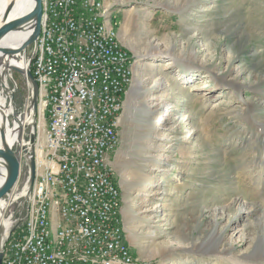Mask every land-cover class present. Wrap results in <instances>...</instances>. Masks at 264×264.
Instances as JSON below:
<instances>
[{"label":"rangeland","instance_id":"obj_1","mask_svg":"<svg viewBox=\"0 0 264 264\" xmlns=\"http://www.w3.org/2000/svg\"><path fill=\"white\" fill-rule=\"evenodd\" d=\"M105 2L135 61L113 163L136 263L264 264V0ZM156 47L173 58L152 53ZM32 53L33 46L28 59ZM12 76L19 91L7 78L0 97L7 109L13 101L22 121L32 120L22 134L26 146H14L25 157L21 192L30 164L24 148L35 133L40 151L47 115L41 95L34 114L24 75ZM165 105L176 115L155 131ZM9 119L13 128L12 113ZM16 226L12 240L25 234Z\"/></svg>","mask_w":264,"mask_h":264},{"label":"built area","instance_id":"obj_2","mask_svg":"<svg viewBox=\"0 0 264 264\" xmlns=\"http://www.w3.org/2000/svg\"><path fill=\"white\" fill-rule=\"evenodd\" d=\"M42 7L31 72L47 123L32 191L27 159L24 189L19 178L4 201L2 264H137L113 163L135 61L105 0H42ZM15 202L20 210L8 209ZM19 223L25 234L12 240Z\"/></svg>","mask_w":264,"mask_h":264},{"label":"water","instance_id":"obj_3","mask_svg":"<svg viewBox=\"0 0 264 264\" xmlns=\"http://www.w3.org/2000/svg\"><path fill=\"white\" fill-rule=\"evenodd\" d=\"M21 0H3L5 2V10L3 12L2 18L0 19V41L9 34H19L22 39V43L19 47L8 48L0 46V69L4 71L0 74V82L3 90L9 89L5 79L10 78L15 87L14 78L12 72L17 71L24 75L25 79L29 82L32 88V108L34 114L38 113V106L40 100V88L32 75L31 66L34 59V56L38 50V40L41 33L42 26V17H43V7L42 0H25L23 2H28L26 9H23L20 13H13L15 6L20 3ZM22 2V1H21ZM33 46V53L28 61H25V54L29 47ZM22 59L27 63L25 69L11 66L12 60L22 61ZM10 95L11 92L9 93ZM10 107L13 108L12 116L14 119V127L11 128V134L16 135L19 132L17 139L12 143L8 144L6 141L7 131L6 125L0 128V135L2 145L0 146V169H4L5 180L0 185V202L3 201V198L14 188L20 178L21 166H22V154L20 151H15L14 146L16 143H20L22 140L23 129L21 127H16L17 123L20 122L21 112L16 110L11 100ZM2 108V107H1ZM3 111L8 109L4 106ZM9 115H4V120L9 121L8 127L10 126ZM36 120V117H35ZM19 125V124H18ZM8 129V128H7ZM19 130V131H18ZM36 134H31L30 146L24 148V153L30 158V167H31V191L34 186L36 179V165H35V146H36ZM20 224L16 226L19 227ZM3 253L0 252V264H2Z\"/></svg>","mask_w":264,"mask_h":264},{"label":"bare ground","instance_id":"obj_4","mask_svg":"<svg viewBox=\"0 0 264 264\" xmlns=\"http://www.w3.org/2000/svg\"><path fill=\"white\" fill-rule=\"evenodd\" d=\"M22 1V2H21ZM20 1V3H18L16 6H15V8H14V11H13V13L15 14V13H17V12H21L23 9H26V6H28V2H26V4H25V2H23V1H25V0H21ZM31 1V0H30ZM4 10H5V2H3V0H0V19L2 18V15H3V12H4ZM129 26V25H128ZM124 30L125 31H127L128 30V28H127V25H125V27H124ZM18 36H20L19 34H9V35H7L5 38H3L1 41H0V46L1 47H8V48H16V47H19L20 45H21V43L23 42L22 41V39H21V37H18ZM152 53H157V55H159L160 53H163V54H165L166 55V57H169L170 59H172L173 57H171L172 55H171V53L170 52H164V51H162L159 47H156V48H154L153 49V51H152ZM144 57V56H143ZM0 59H1V55H0ZM169 61V60H168ZM167 61V65L168 66H170L171 64H172V62H168ZM158 64H153V67H156ZM11 66H13V67H18V68H22V69H25L26 68V66H27V63L22 59V61H18V60H12L11 61ZM4 71V69H0V74L2 73ZM180 73H182V71L180 70L179 71ZM184 73V72H183ZM191 82V81H190ZM136 84H137V82H135V85H134V87H133V89H132V91H131V93H130V98H132V96H133V94H134V92H135V90H136ZM32 89V88H31ZM40 95H41V92H40ZM159 104V103H158ZM152 105V104H151ZM5 106V101H4V99H2L1 97H0V128L1 127H4L5 125H6V131H7V138H6V141L8 142V144H10V145H12V143L17 139V137H18V134H19V132H17L16 133V135H12L11 134V127L9 126L8 127V124H9V121H7V119H6V122H5V120H4V115L6 116V115H8V114H10V113H12L13 112V108H11V109H8V112L7 111H3V107ZM2 107V108H1ZM43 108H44V106L43 105H41V111L43 110ZM164 108H165V110H166V112H165V115H163V116H159L160 117V119H159V117L157 118V122H155V127H153V130H160L161 128L163 129L164 128V126H165V124H166V122L168 121V118L169 117H171V116H175L176 114V112H175V110L173 109V108H170L168 105H165L164 106ZM174 108H176V107H174ZM184 118H183V120H182V123H183V125H182V123H181V125H182V128L183 129H188V124H187V118H186V116H183ZM23 118V121L22 120H20V122L21 123H17L16 124V127H21V129H23L24 130V128H25V126L27 125V124H29V123H32V120H30V119H27V115L25 116V118L24 117H22ZM181 118V117H180ZM186 124H185V123ZM19 124V125H18ZM8 128V129H7ZM146 129H148V128H146ZM19 131V130H18ZM147 133V132H146ZM191 132H190V130H188L187 132H186V134H188L187 135V137H190L189 136V134H190ZM21 142V144H22V146H26V143L24 142V141H20ZM2 145V141H1V135H0V146ZM150 168H151V170H155L156 168H157V162H156V160H152L151 161V163H150ZM5 170L4 169H0V185L4 182V180H5ZM20 175H21V172H20ZM150 190H151V187H149L147 190H145V197H149L150 196ZM133 207H134V204H133ZM4 208H5V204L1 201L0 202V218H1V216H2V213H3V210H4ZM3 219V218H2ZM1 219V220H2ZM143 232V231H142ZM137 238V237H136ZM136 240H138V238L137 239H135V241ZM136 243V242H135Z\"/></svg>","mask_w":264,"mask_h":264},{"label":"crops","instance_id":"obj_5","mask_svg":"<svg viewBox=\"0 0 264 264\" xmlns=\"http://www.w3.org/2000/svg\"><path fill=\"white\" fill-rule=\"evenodd\" d=\"M107 8H110L111 9V18H112V20L115 21V22H117L118 21L117 20V15L115 14L114 11H112V6L109 5ZM56 221H57V216L54 217V222L56 223Z\"/></svg>","mask_w":264,"mask_h":264},{"label":"flooded vegetation","instance_id":"obj_6","mask_svg":"<svg viewBox=\"0 0 264 264\" xmlns=\"http://www.w3.org/2000/svg\"><path fill=\"white\" fill-rule=\"evenodd\" d=\"M20 145H21V144H20ZM21 147H22V146H21ZM15 151H19V149L15 150ZM22 161H25V157H24V158L22 157Z\"/></svg>","mask_w":264,"mask_h":264}]
</instances>
